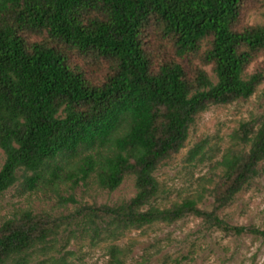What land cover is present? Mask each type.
I'll list each match as a JSON object with an SVG mask.
<instances>
[{"label":"trees","instance_id":"1","mask_svg":"<svg viewBox=\"0 0 264 264\" xmlns=\"http://www.w3.org/2000/svg\"><path fill=\"white\" fill-rule=\"evenodd\" d=\"M252 1L0 0V194L17 170L32 187L71 164L74 184L94 174L99 187L113 191L134 177L129 200L84 208L113 229L193 215L225 236H264L219 216L260 175L264 110L236 131L248 149L223 157L211 210L192 198L151 205L159 189L154 172L183 148L196 116L249 98L264 77L244 73L264 55V27L240 23ZM58 226L29 211L4 221L0 264H27L24 255Z\"/></svg>","mask_w":264,"mask_h":264},{"label":"rangeland","instance_id":"2","mask_svg":"<svg viewBox=\"0 0 264 264\" xmlns=\"http://www.w3.org/2000/svg\"><path fill=\"white\" fill-rule=\"evenodd\" d=\"M260 1L247 3L242 25L264 27ZM194 64L199 65L197 59ZM202 68L216 80L210 66ZM256 72L264 76V55H257L244 73ZM263 110L264 77L249 98L212 105L198 114L183 148L154 172L159 189L151 205L170 208L192 198L200 209L211 210L212 194L224 169L223 157L230 151L248 149L236 138V131ZM4 160L0 148V168ZM258 169L260 175L220 210L219 216L227 224L264 230V160ZM71 172L68 164L58 178L44 175L29 187L25 174L17 170L14 184L0 194V226L23 211L59 220L55 235L24 255L27 264H264V236H225L193 215L170 224L156 221L139 228L113 229L106 221L89 216L84 208L118 206L129 200L136 193L134 177L126 176L115 190L108 191L98 186L94 174L74 184L75 179L67 176Z\"/></svg>","mask_w":264,"mask_h":264}]
</instances>
